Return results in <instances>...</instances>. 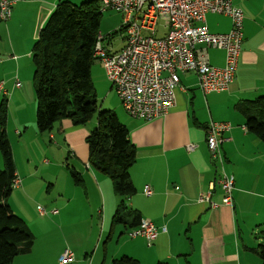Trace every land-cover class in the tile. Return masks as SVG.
Listing matches in <instances>:
<instances>
[{
  "label": "crops",
  "instance_id": "1",
  "mask_svg": "<svg viewBox=\"0 0 264 264\" xmlns=\"http://www.w3.org/2000/svg\"><path fill=\"white\" fill-rule=\"evenodd\" d=\"M57 3L18 0L11 19L0 21V82L10 96L9 103L5 99L8 96L3 99L8 105L7 135L16 174L21 178L20 186L14 189L35 206L41 199L38 188L46 187L47 202L61 208L55 215L47 211L58 216L56 220L47 218L50 214L38 215L36 207L35 220L40 222L23 219L35 244L31 253L17 257L12 264H59L60 255L70 246L76 250L72 249L74 264H112L124 256L140 264H262L258 250L264 244V143L248 131L237 106L264 96V0L233 1L244 15V38L235 78L227 91L204 93L199 89L198 76L184 73L175 90V107L168 114L151 122L131 116L124 122L136 148V160L130 168L136 192L124 203L126 212L139 215L158 229V237L151 244L144 237L129 236L133 230L130 216L124 223H113L120 199L109 176L89 162L86 138L93 131L89 124L73 126L63 120L51 133L37 130L36 98L25 85L34 72L33 46ZM208 15L215 23L213 29L208 27L211 33L231 30L229 16ZM211 64L223 67L224 59L212 57ZM17 81L19 88L15 87ZM211 122H225L231 127L220 146L224 169L234 177L231 206L223 204L224 192L216 183L221 167L212 160L206 143ZM52 141L56 148L65 146L69 154L66 168L80 175V183L73 184L84 194L71 183L61 190L58 180L50 178L49 167L56 162L46 160V155L55 148ZM190 143L195 150H187ZM212 183H216L211 196L216 207L198 201ZM147 188L151 195H145ZM85 198L75 209L74 202ZM9 199L10 209L21 217ZM72 225L76 235L70 232ZM106 233L109 242L101 247Z\"/></svg>",
  "mask_w": 264,
  "mask_h": 264
},
{
  "label": "built area",
  "instance_id": "2",
  "mask_svg": "<svg viewBox=\"0 0 264 264\" xmlns=\"http://www.w3.org/2000/svg\"><path fill=\"white\" fill-rule=\"evenodd\" d=\"M18 0H0V21L7 22ZM99 12L113 10L123 15L122 31L125 46L118 52L106 49L104 42L111 35L98 34L94 56L103 63L107 77L117 96L132 118L151 122L168 114L176 103L175 90L180 86V75L194 73L198 86L204 93L224 92L235 78L243 43V20L241 9L234 0H96ZM249 1V0H246ZM208 13L229 16L232 27L228 33L214 34L208 29ZM212 57H222L224 66L211 64ZM20 82L15 83L19 88ZM0 82V94L8 96ZM229 123L211 122L206 129V143L212 160L221 167V176L216 182L224 192L223 204L233 205L234 177L224 169L220 146L224 135L230 131ZM193 143L187 145L193 151ZM210 191L201 194L198 201L212 202ZM16 175L13 187L20 186ZM145 195H151L147 188ZM40 215L48 212L41 208ZM51 214H58L52 210ZM153 223L141 220L130 231L131 238L144 237L149 243L158 237ZM163 232H165L163 230ZM75 254L66 248L59 257V264H74Z\"/></svg>",
  "mask_w": 264,
  "mask_h": 264
},
{
  "label": "trees",
  "instance_id": "3",
  "mask_svg": "<svg viewBox=\"0 0 264 264\" xmlns=\"http://www.w3.org/2000/svg\"><path fill=\"white\" fill-rule=\"evenodd\" d=\"M101 13L98 1L75 5L68 0L58 3L41 29L33 46V87L37 102L36 126L40 133H51L56 123L69 120L73 126L87 125L97 117V127L86 138L89 162L109 176L114 192L120 199L113 217L114 224L124 223L130 216L131 228L140 225L141 218L126 212L124 201L135 194L130 179V168L136 160V148L129 131L111 112H100L97 107L91 68L96 60L95 45L100 33ZM246 119V127L264 143V96L237 106ZM8 105L0 104V264H12L32 252L35 237L27 223L10 209L16 178L13 151L7 135ZM70 170L75 184L81 177ZM258 255L264 264V245ZM112 264H140L124 256Z\"/></svg>",
  "mask_w": 264,
  "mask_h": 264
},
{
  "label": "rangeland",
  "instance_id": "4",
  "mask_svg": "<svg viewBox=\"0 0 264 264\" xmlns=\"http://www.w3.org/2000/svg\"><path fill=\"white\" fill-rule=\"evenodd\" d=\"M68 1L71 2L72 4L80 5L82 3L93 1V0H68ZM206 20L208 23L207 26L208 27L210 26V28L213 29L215 27V23L210 18V15L207 16ZM122 24H123V15L119 12L110 10V11H107L101 14L100 33L104 36L111 35L112 38L106 39L104 42V46L106 47L107 50L113 53L120 51L126 44V40L124 39L125 33L121 29ZM91 76H92V81L95 87V96H96L98 110L100 112H111L118 118L120 123L124 124L125 120L128 117L130 118V116L127 114L126 110L123 108L114 88H112V84L107 77L105 67L100 59H96L94 61L92 68H91ZM33 77H34V72L29 76L28 82L25 85V90L30 91V93H33L35 95V92L33 89ZM4 98H5L4 95L0 97V104ZM5 99L8 101V103L10 102V96L6 97ZM35 123H36V117H35ZM96 123H97V117H94L88 124H89V127L92 128V130H94L97 126ZM51 143H53L52 145L55 148H53L51 153L46 155V160H48L49 162H56V163L50 165L49 167L51 169L49 173L50 178L54 182H57L58 180V188L61 190L62 188H65L67 183H71L70 185L73 189H76L78 193L84 194V190L82 188H77L74 186L73 178L69 170L66 168V163L69 161L65 159L69 156V154L65 146L63 148H56L57 147L56 143L54 141H52ZM21 160L23 161V159ZM69 160H70L69 167L72 168L71 167V165L73 166L72 159L69 158ZM0 166L3 167V160H2L1 155H0ZM46 190H47L46 187L43 188V186L42 188H38V194H40L41 199L39 201H35V206L32 203V201L30 199L25 198V196H23L20 190L18 189L13 190V193L10 199L8 200V202H10L12 198V203L14 206L13 210L17 211L18 214H20L21 216L20 218L26 220V222L28 220H33V219L35 220L36 218L35 207L37 209L38 215H40V212L38 213V211L41 208H44L48 212L52 211L53 206L56 207V209L54 210H59V211L61 210L60 206L54 203L47 202L48 193ZM68 193L69 191L67 192V194ZM90 196H91V199L95 201V197L93 195H90ZM83 200H86V198L80 201L74 202L73 204L74 208L79 209L78 202H82ZM86 206L88 207V205ZM49 216L50 217H47V218H50L52 220H56L58 217V216L53 217L51 216V214ZM37 222H40V221L35 220L34 224H36ZM70 232L72 233V235H76L75 225H72V227L70 228ZM108 237H109L108 233H106L101 242V247L104 246V244L109 242ZM40 239H42V237H40ZM70 249L75 250L72 246H70ZM53 257L54 256H52V259Z\"/></svg>",
  "mask_w": 264,
  "mask_h": 264
}]
</instances>
